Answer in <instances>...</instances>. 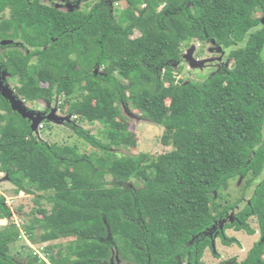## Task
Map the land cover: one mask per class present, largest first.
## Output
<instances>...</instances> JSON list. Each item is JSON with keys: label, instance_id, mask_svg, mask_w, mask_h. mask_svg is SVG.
Segmentation results:
<instances>
[{"label": "trees", "instance_id": "trees-1", "mask_svg": "<svg viewBox=\"0 0 264 264\" xmlns=\"http://www.w3.org/2000/svg\"><path fill=\"white\" fill-rule=\"evenodd\" d=\"M79 1L64 13L0 0V14L10 12L0 39L23 42L0 59L16 100L26 112V103H43L45 129L53 111L70 117L65 126L99 152L41 141L0 96V174L37 206L20 226L0 227V264H110L113 250L128 264H184L193 246L200 255L208 245L202 233L220 214L211 195L235 178L255 186L241 215L264 231V0ZM193 43H213L227 65L203 81H177ZM128 102L163 130L169 152L112 151L136 142L119 121ZM92 124L104 128L101 139L83 130ZM11 214L0 195V221ZM241 222L235 229L252 236ZM22 233L41 253L26 245L11 257ZM262 256L254 246L240 264Z\"/></svg>", "mask_w": 264, "mask_h": 264}, {"label": "rangeland", "instance_id": "rangeland-1", "mask_svg": "<svg viewBox=\"0 0 264 264\" xmlns=\"http://www.w3.org/2000/svg\"><path fill=\"white\" fill-rule=\"evenodd\" d=\"M56 1L57 0H51ZM69 1V0H68ZM71 2H75V0H70ZM124 9L123 5H119L116 8L117 12H120ZM139 36V33L136 31L132 34L133 38ZM2 52V51H0ZM225 57H227L226 53L220 48H218L213 43L209 44H199L193 43L191 44L183 54L182 57V72L180 75L176 76V80H183L186 82H196L203 81L207 76L213 74L217 67L227 65L225 62ZM262 60L264 64V52L262 54ZM2 83L4 86L12 89V83L9 77L4 74ZM26 106L32 110L33 112H42L44 108L43 103H26ZM119 111L121 113L119 117L120 123L123 125L125 130L135 138L134 147H130L129 149H112L118 156H134L138 157L140 155H147L150 157H156L166 152H169L171 149L164 147L160 140L163 134V130L153 124L147 122L140 113H138L133 107L131 102L120 104ZM55 116L58 118L66 119L65 116L60 115V112L56 111ZM73 120L70 118L68 123H73ZM43 123V122H42ZM40 123L36 129L37 137L47 144H57L59 146H71L76 147L81 154L87 155H99V152L92 148L90 145L84 143L81 139H79L69 128L65 126V122L55 121L49 122L50 129L44 127V124ZM76 124V123H75ZM44 127V128H43ZM43 128V129H42ZM42 129V130H41ZM84 131L88 132L90 136L97 137L101 139L102 133L104 132V128L99 124L87 125L83 128ZM262 140L264 144V127L262 131ZM104 143L105 140L103 139ZM109 179V178H108ZM111 180V179H109ZM245 181L241 178H235L228 182L227 187L225 189H221L218 193L211 195V203L219 209L221 212L224 208L230 209V213L233 211L235 214H239L243 211L246 203L252 198L254 195V187L245 188ZM132 186V183L129 184ZM15 188L10 184L5 175L0 174V195L5 197L6 206L11 210L12 214L7 221H0V227H5L10 223H14L17 226H20V219H26V215H29L32 211L37 209V206L34 203L33 195H25L20 194L15 197L14 194ZM40 203L46 208L50 209L49 204L46 201H40ZM238 205V206H236ZM236 207L238 209H236ZM231 209H233L231 211ZM252 222H249V225L256 228ZM39 233V232H37ZM226 237L231 239L234 238L238 241L239 244L232 245L234 242L229 241L231 244L229 247L220 244V240H216L217 252H221L225 259H229L232 257H236L239 260H242L246 257L248 251L252 248L253 244L259 241L260 234L256 233L254 236H249L244 231H240L234 233L233 230H228L226 232ZM262 240V239H261ZM63 243L65 241H62ZM29 246L30 250L36 251V254L41 253L40 250L37 249L36 245H31L27 239L25 234H21V240L17 244L11 245L10 255L13 259H15L20 253L19 248L23 246ZM210 257V254H208ZM44 261H47V257L40 255ZM211 258V257H210ZM25 259V254L22 255L21 261ZM216 261L210 259L209 264H215ZM110 264H128L120 260L118 254L113 250L112 256L110 258Z\"/></svg>", "mask_w": 264, "mask_h": 264}, {"label": "flooded vegetation", "instance_id": "flooded-vegetation-1", "mask_svg": "<svg viewBox=\"0 0 264 264\" xmlns=\"http://www.w3.org/2000/svg\"><path fill=\"white\" fill-rule=\"evenodd\" d=\"M57 1L58 2L51 1V0H31V2L33 3H38L39 6L53 8V9L59 10L64 13L69 12V11L71 12L73 9H77L80 4L79 0H75V2L74 3L71 2V4L69 3L70 0L69 1L68 0H57ZM9 18H10V12L7 10H5L4 12H2V14H0V20L9 19ZM9 36L11 35L9 34ZM21 45L23 46V42L19 39H15V37L14 39L13 38L12 39H0V51H2L0 52V59L2 58L3 52L5 51V49L13 48L15 50V47H18ZM254 190H255V187H254ZM247 204H249V201L246 203V205ZM236 209L238 208L236 207ZM232 210L233 209H231V211ZM229 211L230 209L228 210L223 209L221 212H219L220 214H218L216 219L212 221V224L207 229V231L204 232V234L202 233V236L204 237L201 240L206 238L208 240V245L205 246V248L203 249L200 255H199L200 250L198 249V246L197 245L193 246L192 247L193 251L189 252V259L186 260L184 264H209L210 259H213L214 261H216L215 264H240L243 260L246 259L249 251L253 249L254 246L264 247V231L260 230L259 224H257L256 219L252 216L241 215L243 211L240 212L239 214H235V212L233 211L230 213ZM242 220H244L246 224H249V222H252V220H254L253 224L255 225L256 228L253 227L255 232L252 236H254L256 233H259L261 238L259 239V241L253 244L252 248L248 251L244 259L239 260L236 257L225 259L223 254H221V252L218 253L216 250L217 248L216 240L219 239L220 244H223L226 247H229L231 245L228 243L229 241L234 242L232 245L239 244L238 241L235 240L234 238H231V239L227 238L226 232L228 230H233L234 233L240 232L235 229L234 225L241 226ZM208 254H210L211 258L209 257ZM262 261L264 264V256H262Z\"/></svg>", "mask_w": 264, "mask_h": 264}, {"label": "water", "instance_id": "water-1", "mask_svg": "<svg viewBox=\"0 0 264 264\" xmlns=\"http://www.w3.org/2000/svg\"><path fill=\"white\" fill-rule=\"evenodd\" d=\"M264 22V20H263ZM5 73L0 72V96L7 100L11 106V109L13 111H18L24 118H28L31 120V128L34 132H36L37 126L40 125L44 121V119L41 117V113H36L33 111L26 112L23 108V102L16 100L15 96L13 95V92L6 86L3 85V75ZM35 116V117H34ZM49 122H55V121H61V122H68L69 118L62 119L55 116V111L51 113L50 116L46 118Z\"/></svg>", "mask_w": 264, "mask_h": 264}]
</instances>
